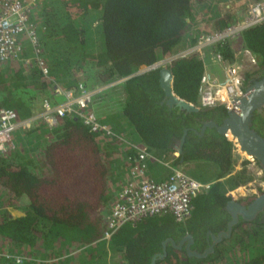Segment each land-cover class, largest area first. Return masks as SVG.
I'll return each instance as SVG.
<instances>
[{
	"label": "trees",
	"instance_id": "1",
	"mask_svg": "<svg viewBox=\"0 0 264 264\" xmlns=\"http://www.w3.org/2000/svg\"><path fill=\"white\" fill-rule=\"evenodd\" d=\"M219 1H224L220 10ZM226 1L38 0L30 18L54 82L65 91H73L78 83L89 90L101 88L88 109L111 133L131 141L128 133L122 134L123 120L134 137L131 142L151 155L147 164L168 161L187 128L181 152L171 162L209 185L192 199L190 216L184 221L175 222L169 215L145 217L119 227L105 243L99 240L103 228L99 209L106 203L114 175L125 180L127 163L122 155L132 149L103 132H89L77 118H62L51 129L37 121L28 130L15 131L14 148L0 153V264H16L5 254L21 257L19 264H149L162 247L163 256L152 264H203L218 258L223 245H238L241 259L232 264H264V223L257 221H238L230 236L206 257L188 256L184 248H175L186 234L195 243L205 231L219 229L223 218L224 222L228 218L223 209L225 192L253 180L258 163L254 167L242 160L236 169L237 155L225 136L213 128L197 134L206 120L221 123L223 105L200 108L197 113L168 108L162 102L158 69L138 72L191 45L198 33L194 28L202 22L219 30L237 21L239 12L228 8ZM90 13L96 15L94 19L84 20ZM96 31L99 40L94 42L91 36ZM233 44L242 45L254 59V69L243 77L247 86L264 71V20L211 50L231 62ZM203 66L196 53L172 60L167 68L173 93L195 105ZM47 93L31 46L21 40L18 56L0 62V108L12 109L19 119L28 118ZM257 121L264 127L263 111L253 114L251 124L261 134L254 126ZM17 200L23 203L22 213L10 216L7 207ZM236 229L245 236L236 234Z\"/></svg>",
	"mask_w": 264,
	"mask_h": 264
},
{
	"label": "built area",
	"instance_id": "2",
	"mask_svg": "<svg viewBox=\"0 0 264 264\" xmlns=\"http://www.w3.org/2000/svg\"><path fill=\"white\" fill-rule=\"evenodd\" d=\"M38 0H0V62L14 59L21 49V40H26L32 50V59L40 76L48 84V96L42 97L39 109L33 111L28 118L19 119L12 109L0 108V153L14 148L13 133L18 130H28L35 122L39 121L48 129L55 127L62 118H77L92 133H104L103 135L119 140L132 149L130 153L122 155V160L127 163L125 180L120 183L113 194L111 201L105 204L103 213V229L99 240L105 241L119 227L129 224L134 225L139 220L151 216L169 215L175 222H182L190 216L192 199L200 191L205 190L209 183L198 181L186 175L180 165H174L171 161L178 156L177 151L171 153L168 161H158L169 170L164 179L154 180L147 174V160L152 159L145 147L126 140L121 135L110 132L106 124L98 122L88 105L92 103L93 95L101 88L86 89L82 83H78L73 91H65L54 82L49 75L48 68L41 58L36 23L30 16L36 8ZM264 20V0L251 2L246 12L234 23L219 30L210 32L199 31L194 41L188 47L176 53L157 59L145 69H159L168 67L169 63L190 53H196L203 61V54L215 44L225 40H233L240 32ZM211 50V49H210ZM212 51V50H211ZM244 55L249 64L254 66L251 54L243 48ZM214 61L221 66L222 77H211L203 71L199 77L197 86V100L194 106L199 108H213L223 105L230 109L233 101L247 93L243 85V77L234 63L224 61L220 55L212 52ZM204 64V62H203ZM123 78L118 81H122ZM62 99L60 102L59 100ZM264 113V109L262 110ZM232 144L233 152L237 155L236 166L244 160L249 166H256V161L245 156L238 150L233 137L228 138ZM155 160V159H153ZM264 171L258 165L255 177L250 182L227 190V199H240L242 195L257 196L264 192ZM263 176V177H262ZM260 178L259 181H257ZM257 182V183H255ZM252 183L256 185L252 187ZM252 184V185H251ZM251 185V186H250ZM240 189L246 192H241ZM249 191V192H248ZM16 263H21L19 256L4 255Z\"/></svg>",
	"mask_w": 264,
	"mask_h": 264
},
{
	"label": "water",
	"instance_id": "3",
	"mask_svg": "<svg viewBox=\"0 0 264 264\" xmlns=\"http://www.w3.org/2000/svg\"><path fill=\"white\" fill-rule=\"evenodd\" d=\"M158 86L162 91V102L168 107H175L185 113H197L200 108L179 98L172 91V76L167 67L158 69ZM247 93L233 101L230 109L226 110L224 118L220 124L213 120L202 122L198 135H201L205 128H213L218 134L227 136L230 134L236 141L238 150L245 156L253 158L264 171V137L258 134L252 127V116L254 113L262 112L264 109V71L260 78L251 79L250 84L246 86ZM187 128L182 129V136L178 141L176 148L177 154L181 152L180 145ZM179 161H182L180 158ZM264 206V192L254 197L247 206L235 200L227 199L224 209L229 212L231 220L227 223L226 232L222 233L224 237L230 235L231 225L236 221L237 214L243 219L251 218ZM184 239L187 241L184 250L188 256L202 257L204 254L194 252L189 249L192 242L190 235L186 234ZM171 242L170 239H167ZM164 244V242H163ZM180 249V243L175 246ZM164 254L162 247L161 254H155L151 257L149 264H152L156 257L161 258Z\"/></svg>",
	"mask_w": 264,
	"mask_h": 264
},
{
	"label": "rangeland",
	"instance_id": "4",
	"mask_svg": "<svg viewBox=\"0 0 264 264\" xmlns=\"http://www.w3.org/2000/svg\"><path fill=\"white\" fill-rule=\"evenodd\" d=\"M253 0H228L226 1L227 3V7L228 8H235L237 9V11L239 12V15L237 16L238 18H240V16L242 15V12L245 10V8L252 2ZM38 5V4H37ZM37 7V6H36ZM224 7V1H219L217 4H216V9L220 10V9H223ZM96 15L92 13H90L87 17H84V20H88V21H91L92 19H94ZM206 16L208 18V14L206 13ZM210 20V19H209ZM93 23V22H92ZM201 25V26H200ZM199 26L200 27H197V28H194V30L196 31H201V32H204L205 30L208 31H212L210 30V28L207 27V22L204 21L200 24ZM93 26L91 25V30H92ZM95 29V28H94ZM38 34V32H37ZM92 40L95 42L96 40L98 41L99 40V34H98V31H96L92 36ZM211 49V48H210ZM209 50V49H208ZM206 51L204 52L203 54V62L205 63V61L207 62V60L209 59H213L212 57V52L211 50L209 51ZM233 61H231V63H234V65L236 66L237 70L241 73L242 77H244L245 73L246 72H251L254 67L248 63L247 61V57L244 55L245 53L243 52V46L242 45H238L237 46H234L233 47ZM214 61V60H213ZM216 62V61H215ZM216 63H219V62H216ZM144 71V69H140L138 70V72H142ZM21 95L23 94H26V93H20ZM43 97H46L45 95H42ZM62 99L59 100V102L61 101ZM116 107V104L113 105ZM154 164H158L157 162L154 163ZM180 167V169L183 171L182 167L181 166H178ZM165 171H167V169L165 167H163ZM151 169V167H150ZM150 169L148 168V171L150 173ZM116 172V171H115ZM184 172V171H183ZM152 178L153 179H157L158 177H160V175L162 174V172H159L157 174H152L150 173ZM264 175V173H263ZM263 177V176H262ZM120 178L116 176V174L114 175V178L112 180H110V186L107 188V191H106V197L108 199H111L112 197V194H113V191L115 190V188L120 185ZM260 178L257 180L259 181ZM257 183V182H255ZM255 183H252V187L255 186L256 184ZM250 185V186H251ZM241 192H246L245 190H242L240 189ZM249 192V191H248ZM5 196V193L2 194V197ZM107 202V200H106ZM22 202L21 201H16L15 203H13L11 206L7 207L10 211L9 214H11V216H15V213L18 214V213H22L21 209L19 208L20 206H22ZM106 209L105 205L102 204L99 211L100 213H104V210ZM15 212V213H14ZM246 225V224H245ZM245 225H242L241 227L245 226ZM236 234H239L241 235L242 234V231L239 230V229H236ZM243 236H245V234L243 233L242 234ZM238 244V242H235ZM237 244H234L233 246L237 245ZM222 249V253L220 254V256L218 258H216L215 260H211V261H204L203 264H232L234 262H238L240 261V255H238V253L236 252L237 251V248H238V245L235 247V248H231V247H226V246H221L220 247ZM1 253V252H0ZM9 255V254H8ZM9 256H14V255H9ZM16 256V255H15ZM18 256V255H17ZM179 256V254H177V257ZM16 263V262H15ZM16 264H19V263H16Z\"/></svg>",
	"mask_w": 264,
	"mask_h": 264
},
{
	"label": "flooded vegetation",
	"instance_id": "5",
	"mask_svg": "<svg viewBox=\"0 0 264 264\" xmlns=\"http://www.w3.org/2000/svg\"><path fill=\"white\" fill-rule=\"evenodd\" d=\"M201 124H200L199 128L201 127ZM254 126L259 129V131L261 133L260 135H264V133H263L264 127L262 124H260V122H258V121L255 122ZM254 197H256V196L252 195V194L249 195L246 193V194L242 195L240 199H236L235 201H237L239 203H243L245 206H247L249 204V202ZM223 209H224V207H223ZM225 212L228 214V218L225 220V222H224V218H223V223L218 225L219 229H217L216 231H212V230L205 231L204 234L202 235V237H199L195 243H194L195 240L192 239V242L189 244V247L192 248L190 250L197 252V253H200V254H204L202 257H206L208 254H211L214 252V247L218 243H221L223 239H226L230 236L229 235L228 237H224L222 235V233L226 232L227 223L231 220V216L229 215V212H227L226 210H225ZM238 221H245V222L257 221V222L264 223V206L258 212H256L251 218H249L247 220L243 219L240 215L237 214L236 221L234 222V224L231 225V227L233 225L237 224ZM230 232H231V229H230ZM179 243H180V248H184V246L187 243V241L184 239V236L178 240L177 244H179Z\"/></svg>",
	"mask_w": 264,
	"mask_h": 264
},
{
	"label": "crops",
	"instance_id": "6",
	"mask_svg": "<svg viewBox=\"0 0 264 264\" xmlns=\"http://www.w3.org/2000/svg\"><path fill=\"white\" fill-rule=\"evenodd\" d=\"M234 46H237L236 44H233V47ZM208 50V49H207ZM206 50V51H207ZM210 50V49H209ZM208 50V51H209ZM205 51V52H206ZM203 71H205V72H207L211 77H214V78H217V79H220L221 77H222V72H221V66H220V64L219 63H216L215 61H213V59H209V60H207V62L205 61V63H204V66H203ZM120 121H122V123L124 124L123 125V127L125 128L124 130V132L122 133L123 135H127V133L129 134V137H131V141H135L134 140V137H133V135H132V133H131V129L129 128V127H127L125 124V122L123 121V120H120ZM158 164H153V163H150V164H147V168H148V166L149 165H151V169H150V173H152L153 175L154 174H157V173H159V172H162V177H163V179L167 176V173H168V171L169 170H167V171H165L164 170V168H163V166L159 163V162H157ZM147 174H149V171L147 170ZM150 175V174H149ZM160 175V176H161ZM161 177V178H162ZM123 181H120V183H122ZM117 190V187L115 188V190L113 191V194L115 193V191ZM113 194H112V196H113ZM112 198V197H111ZM111 201V199H108L107 198V202L108 201ZM106 204V203H105ZM10 211L11 210H9L8 209V214L10 213ZM12 212V211H11ZM13 213V212H12ZM15 213V212H14ZM17 213V212H16ZM15 213V216L16 215H19V214H21V213H18V214H16ZM104 213H105V210H104ZM10 216H11V214H9ZM101 218H102V227H103V213L101 212ZM103 229V228H102Z\"/></svg>",
	"mask_w": 264,
	"mask_h": 264
},
{
	"label": "bare ground",
	"instance_id": "7",
	"mask_svg": "<svg viewBox=\"0 0 264 264\" xmlns=\"http://www.w3.org/2000/svg\"><path fill=\"white\" fill-rule=\"evenodd\" d=\"M227 137H228V138H231L232 136H231L230 134H227Z\"/></svg>",
	"mask_w": 264,
	"mask_h": 264
},
{
	"label": "clouds",
	"instance_id": "8",
	"mask_svg": "<svg viewBox=\"0 0 264 264\" xmlns=\"http://www.w3.org/2000/svg\"><path fill=\"white\" fill-rule=\"evenodd\" d=\"M36 29H37V26H36ZM142 69H144V70H146L145 68H142ZM49 91V90H48ZM48 94V93H47ZM46 97H47V95H45ZM257 162V161H256Z\"/></svg>",
	"mask_w": 264,
	"mask_h": 264
}]
</instances>
